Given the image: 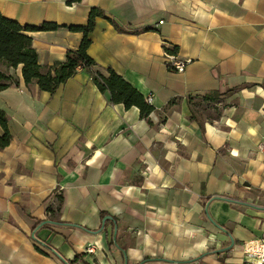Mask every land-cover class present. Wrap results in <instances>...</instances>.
<instances>
[{"label":"crops","instance_id":"obj_1","mask_svg":"<svg viewBox=\"0 0 264 264\" xmlns=\"http://www.w3.org/2000/svg\"><path fill=\"white\" fill-rule=\"evenodd\" d=\"M92 7L87 53L154 110L111 103L84 69L49 93L0 64L18 79L0 90V264H239L264 218V0H0L60 25L28 32L40 65L79 46L63 26Z\"/></svg>","mask_w":264,"mask_h":264},{"label":"trees","instance_id":"obj_2","mask_svg":"<svg viewBox=\"0 0 264 264\" xmlns=\"http://www.w3.org/2000/svg\"><path fill=\"white\" fill-rule=\"evenodd\" d=\"M78 1L80 0H66L68 4ZM97 16H103L102 10L92 7L86 25H70L67 27L69 30L82 32V39L76 49L66 50L64 60L54 61L50 65H40L37 62V54L28 32L54 30L59 25L50 22H44L38 26L21 25L0 13V64L11 68L21 65V75L24 83L35 82L40 90L49 93H53L60 84L75 74L78 69L87 70L98 90L102 93H108L111 103H121L125 108L136 106L139 109V116L145 117L154 110V107L145 100L136 88L125 81L112 68L106 67L104 69L106 74L102 73L97 63L87 53V48L91 43L89 34L94 28V20ZM11 85H18V79L0 71V90ZM0 126L3 130L0 135V147H4L10 140V133L1 110ZM57 199L60 205L62 196H58ZM47 211L53 213L51 207H48ZM77 258L79 257L76 256L72 262ZM83 264L87 263L84 262Z\"/></svg>","mask_w":264,"mask_h":264},{"label":"built area","instance_id":"obj_3","mask_svg":"<svg viewBox=\"0 0 264 264\" xmlns=\"http://www.w3.org/2000/svg\"><path fill=\"white\" fill-rule=\"evenodd\" d=\"M170 64L177 70L183 71L185 65L190 61L178 60L173 54H168ZM260 235L243 240L241 243V261L239 264H264V218L261 219ZM91 252L89 248H86Z\"/></svg>","mask_w":264,"mask_h":264},{"label":"rangeland","instance_id":"obj_4","mask_svg":"<svg viewBox=\"0 0 264 264\" xmlns=\"http://www.w3.org/2000/svg\"><path fill=\"white\" fill-rule=\"evenodd\" d=\"M86 25V24H85ZM59 27H60V25H59ZM63 27H68V26H63ZM68 29V28H67ZM72 31V30H71ZM79 32V31H78ZM82 33V32H81ZM32 40V39H31ZM181 61H183V60H181ZM2 72V71H1ZM103 72H105V71H103ZM4 73V72H3ZM4 74H7V73H4ZM105 74H106V72H105ZM90 77H91V75H90ZM92 81V80H91ZM10 87V86H9ZM98 89V88H97Z\"/></svg>","mask_w":264,"mask_h":264},{"label":"water","instance_id":"obj_5","mask_svg":"<svg viewBox=\"0 0 264 264\" xmlns=\"http://www.w3.org/2000/svg\"><path fill=\"white\" fill-rule=\"evenodd\" d=\"M109 218V216H104V219ZM116 228V227H115Z\"/></svg>","mask_w":264,"mask_h":264}]
</instances>
